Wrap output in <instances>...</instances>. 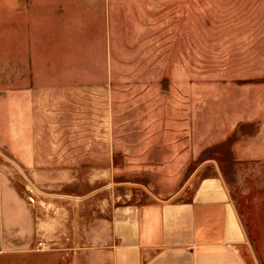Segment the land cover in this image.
Segmentation results:
<instances>
[{
    "label": "rangeland",
    "instance_id": "1",
    "mask_svg": "<svg viewBox=\"0 0 264 264\" xmlns=\"http://www.w3.org/2000/svg\"><path fill=\"white\" fill-rule=\"evenodd\" d=\"M25 87L45 167L0 151L24 199L84 197L89 223L211 159L264 264V0H0V100Z\"/></svg>",
    "mask_w": 264,
    "mask_h": 264
},
{
    "label": "crops",
    "instance_id": "2",
    "mask_svg": "<svg viewBox=\"0 0 264 264\" xmlns=\"http://www.w3.org/2000/svg\"><path fill=\"white\" fill-rule=\"evenodd\" d=\"M38 91L6 89L0 100V151L31 173L45 167L36 147ZM249 155L264 158V139ZM148 193L142 204L108 212L94 206L88 223L84 197H77L82 201L73 209L65 198L28 201L0 165V264H248V234L213 160L200 162L172 193ZM88 198L95 202V196Z\"/></svg>",
    "mask_w": 264,
    "mask_h": 264
}]
</instances>
